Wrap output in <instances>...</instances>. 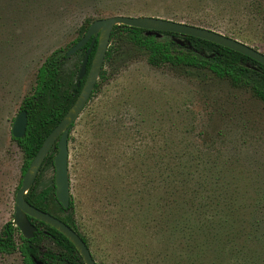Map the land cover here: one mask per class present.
<instances>
[{"label":"rangeland","instance_id":"1","mask_svg":"<svg viewBox=\"0 0 264 264\" xmlns=\"http://www.w3.org/2000/svg\"><path fill=\"white\" fill-rule=\"evenodd\" d=\"M115 15L197 23L264 53V0H0V231L14 219L23 179L12 126L39 68L66 52L88 20ZM80 62L68 58L65 76H75ZM103 70L70 131L72 204L65 213L51 203L59 217H73L98 264L191 263L188 232L172 234V216H159L173 186L159 195L152 173L175 169L178 155L186 170L208 173L201 182L219 188L220 203H261L255 215L264 216V104L250 90L206 72L180 77L142 56H121ZM54 176L45 164L36 192L52 187ZM0 264H24L23 257L0 254Z\"/></svg>","mask_w":264,"mask_h":264},{"label":"trees","instance_id":"2","mask_svg":"<svg viewBox=\"0 0 264 264\" xmlns=\"http://www.w3.org/2000/svg\"><path fill=\"white\" fill-rule=\"evenodd\" d=\"M95 20L97 19L87 21L81 36L71 47L85 35ZM177 40L183 41L184 45H180ZM89 45L90 43L76 54L81 56L76 79L74 74L67 77L64 73L69 49L66 52L52 53L39 68L35 87L21 105V110H25L28 116L26 134L20 139L13 137L24 155L23 176L44 140L78 98L81 89L77 88V77ZM96 48L97 43L90 54L88 69ZM121 56H142L150 66L168 68L180 77L206 72L220 80H227L235 88L250 90L264 104V66L223 46L190 36L121 25L116 26L112 32L104 65H110ZM101 77L105 79L104 70ZM84 82L83 80L82 85ZM98 88L97 83L93 94ZM57 152L55 144L43 166L49 162L54 164ZM174 161L177 165L175 169L170 167L152 173L154 179L159 178V195L168 194L167 190L173 186L169 193L171 201L169 205L163 204L160 207L159 216H172V234L188 232V238L191 239V248H188L190 256L187 259L191 263L188 264H194V260H197V264H264V216L255 215L256 207L260 208L263 204L244 206L236 200L222 204L215 199L219 188L215 184L206 186L201 182L202 178L208 176L204 169L193 172L186 170L188 160L184 156H175ZM138 172L145 175L148 173L145 170ZM214 177L217 179V176ZM145 178L149 180V174ZM26 200L65 222L89 247L88 240L78 232L72 216L59 217L51 210L52 201L58 203L55 182L52 187L39 193L33 186L26 195ZM58 205L61 212H68V209H64L59 203ZM166 207H169V212L164 214ZM198 216H204L205 219L200 220ZM30 221L38 229L35 237L30 240L25 239L12 222L3 226L0 231V254L12 255L19 251L24 264H37V261H42L43 264H84L77 249L63 234L40 221L31 218Z\"/></svg>","mask_w":264,"mask_h":264},{"label":"water","instance_id":"3","mask_svg":"<svg viewBox=\"0 0 264 264\" xmlns=\"http://www.w3.org/2000/svg\"><path fill=\"white\" fill-rule=\"evenodd\" d=\"M121 25L154 32H170L202 39L247 56L264 66V53L239 41L238 39L226 36L218 31L206 27L182 23L162 17L126 15H115L100 18L90 24L85 35L75 45L69 48L66 53V57L70 58L90 43L77 77V88L81 89L80 94L58 126L44 140L37 155L23 176L21 186L15 197V213L12 221V224L19 229L22 236L27 240L33 239L38 230L37 227L30 221V218L55 228L74 245L82 257L84 264L98 263L95 261L90 248L80 235L59 218L31 205L26 200V195L35 184L40 169L42 168L50 151L55 144H57L58 152L55 155L53 164L55 169V195L58 203L64 209H69L71 204V183L68 162V141L70 131L92 97L103 71L112 32L116 26ZM177 42L182 46L184 45V42L181 40H177ZM96 43V52L91 67L88 69L89 57ZM83 80L85 82L82 85ZM27 127V112L25 110H21L12 126V136L16 139L24 137ZM37 264H43V262L37 261Z\"/></svg>","mask_w":264,"mask_h":264}]
</instances>
